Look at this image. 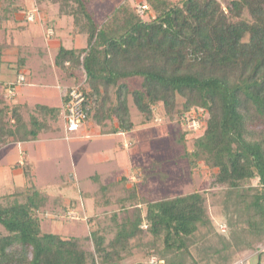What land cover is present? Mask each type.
<instances>
[{
    "label": "trees",
    "instance_id": "trees-1",
    "mask_svg": "<svg viewBox=\"0 0 264 264\" xmlns=\"http://www.w3.org/2000/svg\"><path fill=\"white\" fill-rule=\"evenodd\" d=\"M92 1L35 0L56 5L59 16L71 18L74 35L86 36L85 46L60 45L53 57L54 65L65 77H75L74 82L85 73L86 119L112 117V132L131 130L130 96L144 122L160 105L166 116H179L182 124L203 123L202 134L184 156L192 169L200 162L213 170L210 184L224 189L228 225L240 235L244 231L232 244L255 251L264 243V0H145L149 9L143 16L123 2L101 22L95 19ZM20 12L27 22L24 5L16 0L1 3L0 30ZM11 44L6 38L0 42V73ZM27 51L20 47L19 57L7 63L16 76ZM130 77L141 79L140 88L129 89ZM10 82L0 81V146L35 140L48 126L35 112L26 120L21 105L5 99ZM33 108L42 116L59 110L42 104ZM33 170L23 166L21 189L1 195L6 201L0 203L5 229L0 231V264H145L151 255L155 264H184L193 236L211 222L206 194L193 191L145 202L143 215L138 207L135 217L114 222L110 238L105 235L109 231L103 234L98 228L85 237L47 232L40 216L46 207ZM125 190L120 200L140 203L135 185ZM54 200L65 197L58 194ZM145 233L149 242L137 243L144 248V260L125 263L136 244L131 240Z\"/></svg>",
    "mask_w": 264,
    "mask_h": 264
},
{
    "label": "rangeland",
    "instance_id": "rangeland-1",
    "mask_svg": "<svg viewBox=\"0 0 264 264\" xmlns=\"http://www.w3.org/2000/svg\"><path fill=\"white\" fill-rule=\"evenodd\" d=\"M16 1L23 4L22 0ZM143 1L145 0H93L95 19L97 22L103 21L112 9L123 2H128L135 7L136 3ZM5 2L7 0H0V6ZM23 2L26 12L28 9L32 10V5L25 4L29 1ZM7 25V30L12 28V23L11 26ZM32 25H35L36 30H40L38 21ZM75 38L74 41L64 39V43L67 47H72L83 45L86 41L84 34ZM1 41L2 34L0 35ZM21 42L26 41L21 40ZM41 42L40 36L37 35L33 43ZM37 54L34 53V57L27 60V70L31 71V77L25 75V82L15 89L14 96H16L17 89L24 85L22 94L16 98L10 97L6 89L3 90L5 93L3 94L5 99L11 103L13 98L32 103L33 105L21 106L23 117L27 120L29 113L35 112L48 126L41 131L42 134L35 142L26 144L14 142L0 146V163L8 166L10 162L21 159L25 152H22L24 146H26L28 155L34 158V184L39 191V198L46 207L40 213L44 219L42 221L44 231L59 233L63 236L85 237L98 228L103 234L109 231L105 235L110 238L114 232L112 227L114 222L119 223L135 217V209L138 207L143 215L145 202L202 191L206 194V206L211 222L210 225L201 227L199 232L193 236L186 254L183 255L184 264H233L237 261L236 264H240L239 262L256 264V256L259 252H261L260 264H264V243L254 244L256 245L255 251L247 250L245 246L237 247L232 244L237 236L244 234V231L241 230L243 234L240 235L241 232H238V229L232 230L228 225L231 218L229 215L227 217L222 207L224 189L210 184L214 175L213 170L200 162L192 169L184 156L186 151L192 150L193 140L202 134L203 123L193 124V121H189L182 124L179 116H166L160 105L153 109L154 117L144 122L143 116L132 104L129 96L130 117L134 124L132 129L135 128V132L129 133L128 137H132L135 142L128 140L129 142H125L121 147L128 148L124 151L132 155L129 159L126 154L119 156V152L113 159L111 147L121 137L117 138L113 135L107 138L85 137L87 133L80 128L65 139L64 122L60 115L45 114L42 116L33 108L34 103H44L50 106L59 104L58 81L55 78L44 79L41 72L42 66L45 68L47 65L53 70L54 67L50 68L52 66L51 55L46 54L45 51L41 57ZM10 58L15 59V56H9ZM41 61L42 66L39 65ZM54 70L58 71L56 67ZM15 78L16 75L12 81ZM74 79L76 78L70 79L67 85L71 86ZM126 83L132 91L140 88L141 79L130 77ZM27 88L30 91L24 90ZM112 92L113 90L110 92L111 103L115 99ZM101 121L104 122L102 126L109 125V127L110 125L113 127L116 123L112 117ZM125 138L122 137L120 143ZM2 172L3 170L0 171V203L6 201L1 195L14 192V189L23 182L20 176L10 174L9 178H5ZM123 176L124 179L120 181ZM117 181L119 182L116 183ZM253 183L255 184L256 180ZM132 184L135 185L137 196L140 199L137 205L130 204L127 200H120L126 194L125 188ZM102 187L106 188L102 189ZM58 194L63 195L65 200L56 203L54 198ZM83 198L84 201H82ZM20 199L21 197H18V200ZM64 207H68L67 212L54 217V213L60 212ZM142 227L145 228L146 225L142 224ZM0 231L5 232L1 224ZM140 236L131 240L132 244H136L133 246L132 254L124 261L125 263H137L144 260V248H140L141 246L137 243L149 242L150 236L146 233L141 238ZM153 257L156 258L155 255H151L144 260V263L155 264L151 262Z\"/></svg>",
    "mask_w": 264,
    "mask_h": 264
},
{
    "label": "crops",
    "instance_id": "crops-1",
    "mask_svg": "<svg viewBox=\"0 0 264 264\" xmlns=\"http://www.w3.org/2000/svg\"><path fill=\"white\" fill-rule=\"evenodd\" d=\"M25 0H22L21 3L24 4ZM29 1L28 3L26 2L25 4L28 5H32L31 9L29 11H35V18L32 21H28L24 22L21 21L22 16L21 14H23L22 12L16 14L15 19L8 22V24L10 25L12 23V28L7 30V26H5V28L3 30H0V35L2 34V41L5 40V38L11 42V46L7 47L5 52H4V60L6 61V66L3 67L1 73H0V81H2L4 84H6L7 82H10V80H12L14 78V75H16V71L15 69H10L9 66H7L8 62H13L15 61V59H17L19 57L20 54V47L22 46H26V49L28 50L26 53V58H25V65L21 68L20 72H23L26 76L31 77V71L27 70L28 69V62L27 60L34 57V53H38L37 55L39 57H41V55H43L44 51L46 52V54L48 53L51 58V62H52V66L50 68H55L56 66L53 63V57L58 49V47L60 45L66 47V48H71V46H66V44L64 43V39H70L73 40L76 39L75 37H77L78 35H74V33L72 32V25H71V18L67 17V16H59L57 14V7L56 5H49V4H41L38 5L35 0H27ZM144 2V1H143ZM22 4V5H23ZM25 5V6H26ZM27 10V12H28ZM38 16V17H37ZM40 25V32L38 30L35 29V25H32L34 22H37ZM48 28V29H47ZM51 29L52 30V35H47V31ZM40 36L41 38V43L38 44H34L33 41L35 40L36 36ZM22 41H26V42H21ZM86 45V41L83 45L80 46H72V48H80ZM54 52V53H53ZM15 56V59L10 58L9 56ZM43 62L41 61L39 63L40 66H42ZM43 69H41L42 72V77L46 80H49L51 78H55L58 82V89H59V93H58V98H59V104L55 105V106H50L48 104H44V103H34V104H42V105H46L48 107H55L58 108L59 110L57 111L58 115L61 116V110H62V105L64 102V97L66 94V88L68 87V83L70 81L69 78L65 77V75L58 69V71L56 72L53 68L49 69V66L47 65L45 68L42 66ZM27 85V84H25ZM30 85V84H29ZM28 85V86H29ZM23 86L19 87L17 89L16 92V96H14V98H16L19 94H22V90H23ZM0 90H2L0 88ZM26 92L30 91L28 88L24 89ZM12 99V103L14 104H20L21 106L24 105H33L32 103H29L27 100L24 101H20L18 99ZM62 119V116H61ZM101 121V120H100ZM97 121L95 118L93 117H88L79 127L83 128L84 133H87L85 135L89 136V137H96V138H101V137H113L117 136L118 137H126L125 139H123V141L120 143L121 139L118 140L112 147L110 145V147L112 148V153H113V159L114 156L120 152V155H124L126 154L128 156V158L130 159V156L132 155V153H128L124 150H127L128 148H122L121 146L125 143V142H129L130 140L135 142L133 140L132 137H128L129 133H134L135 132V128L131 129L129 131H122V130H118L116 132H112L110 130L111 126L109 127V125H101L104 122L103 121ZM100 122V123H99ZM78 129V130H79ZM42 134L41 132L39 133V135ZM75 134V133H74ZM38 135V137H39ZM64 138L68 139L70 134L67 136L66 138V132H65V127H64ZM25 140V141H19L16 143H20V144H26L27 142H35L36 140ZM74 137V136H72ZM129 140V141H128ZM14 143V142H12ZM131 143V142H130ZM10 144V143H8ZM6 144V145H8ZM25 151V152H24ZM22 152H24L23 156H21V159L19 160H15L13 162H10L8 166L3 165L2 163H0V171L3 170L2 175L5 178H9L10 174L13 176H20L21 180H23L22 178V167L25 165H30L33 167L34 169V164H35V160L34 158L30 157L28 155L26 146H24V148L22 149ZM119 158V157H118ZM131 162V160H130ZM20 164H22L23 166H21ZM6 171V172H5ZM22 183L16 187L20 188L22 186ZM14 189V191H15ZM13 192V191H12ZM11 193V192H10ZM82 198V197H80ZM84 201V198L83 200ZM238 263V261L236 262ZM233 263V264H236ZM241 264V262H239ZM245 264V263H243Z\"/></svg>",
    "mask_w": 264,
    "mask_h": 264
},
{
    "label": "built area",
    "instance_id": "built-area-1",
    "mask_svg": "<svg viewBox=\"0 0 264 264\" xmlns=\"http://www.w3.org/2000/svg\"><path fill=\"white\" fill-rule=\"evenodd\" d=\"M149 9V6L145 2H138L135 5V10L139 16H143L146 10ZM35 11H28L26 13V18L28 21H32L35 18ZM52 30L47 31V35H52ZM85 79L86 75L83 73V76L80 80L75 81L69 88L64 97V102L62 105L61 116L64 122L66 138L69 134L76 132L80 125L86 120L88 106L86 105L87 96L85 88ZM26 76L23 72H19L15 80L10 82V85L7 87L8 96L12 97L15 95V89L18 85L24 83ZM197 121L193 120V124H196ZM198 123V122H197Z\"/></svg>",
    "mask_w": 264,
    "mask_h": 264
}]
</instances>
